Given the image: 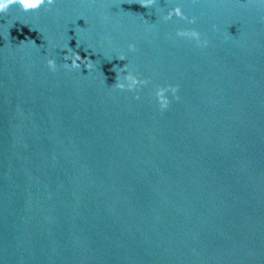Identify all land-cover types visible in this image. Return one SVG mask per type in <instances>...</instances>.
Returning <instances> with one entry per match:
<instances>
[{"label": "water", "instance_id": "water-1", "mask_svg": "<svg viewBox=\"0 0 264 264\" xmlns=\"http://www.w3.org/2000/svg\"><path fill=\"white\" fill-rule=\"evenodd\" d=\"M66 46L94 70L65 69ZM124 64L148 85L116 89ZM0 264H264V5L0 14Z\"/></svg>", "mask_w": 264, "mask_h": 264}, {"label": "clouds", "instance_id": "clouds-1", "mask_svg": "<svg viewBox=\"0 0 264 264\" xmlns=\"http://www.w3.org/2000/svg\"><path fill=\"white\" fill-rule=\"evenodd\" d=\"M55 3L56 0H0V14H6L9 11V9L13 6L19 7V9L23 12H30V11L34 12L39 10L41 7L48 8L54 5ZM156 3L157 0H139V4L148 9L152 8L154 5H156ZM258 4L264 5V0H258ZM173 16H176L180 19H185V20L188 19V17H186L184 12L182 11L180 5H176L170 8L167 11V14L163 16V19L165 21H168L172 19ZM189 23H194V18L192 20H189ZM176 35L178 37L194 40L196 41L197 45L206 46L208 43L207 40H201V34L196 30L178 29ZM128 48L129 51L136 50L135 45L133 44H129ZM64 50H66L67 53L66 55L63 56V60L65 61L63 67L65 69L79 70L81 69V65H84L87 68L88 72L94 70L95 65L91 59L87 57H81L78 51L74 50L69 46H66ZM118 59L124 61L126 60V57L123 54H121L119 55ZM68 61H71V63H68ZM47 65L50 70L56 71L57 63L54 58L51 57L48 58ZM116 73H117L116 83L113 85L116 89L134 91L142 86L148 85L149 83V80L141 79L133 71L129 70L127 64H124V66L120 68L119 72ZM121 73H123V75H121ZM178 90H179L178 85L176 86L166 85V86L156 87L154 96L161 111L167 110L170 105V100L167 95L169 92L173 94L174 98L179 99V97L176 95ZM136 98L139 99L140 98L139 95H137Z\"/></svg>", "mask_w": 264, "mask_h": 264}]
</instances>
